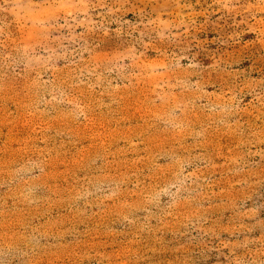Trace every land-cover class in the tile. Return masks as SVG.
Returning <instances> with one entry per match:
<instances>
[{
    "label": "rangeland",
    "instance_id": "obj_1",
    "mask_svg": "<svg viewBox=\"0 0 264 264\" xmlns=\"http://www.w3.org/2000/svg\"><path fill=\"white\" fill-rule=\"evenodd\" d=\"M0 264H264V0H0Z\"/></svg>",
    "mask_w": 264,
    "mask_h": 264
}]
</instances>
